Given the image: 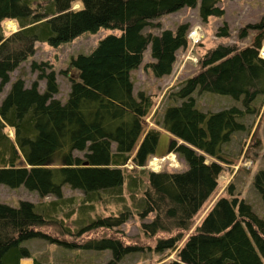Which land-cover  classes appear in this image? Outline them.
Returning <instances> with one entry per match:
<instances>
[{"label": "trees", "instance_id": "16d2710c", "mask_svg": "<svg viewBox=\"0 0 264 264\" xmlns=\"http://www.w3.org/2000/svg\"><path fill=\"white\" fill-rule=\"evenodd\" d=\"M197 7L203 21L225 15L219 0H0V93L11 73L36 54V43L59 47L101 28L121 32L102 39L91 54L72 59L71 69L78 77L71 78L65 103L56 97L59 85L51 65L33 61L31 69L45 80V90L40 91L37 80L26 87L18 79L0 104V185L25 186L42 198L54 197L38 204L21 200L17 207L0 203V264H21L30 258L33 264H51L49 256L34 257L23 243L58 242L41 228L65 227L64 222L72 219L74 210L68 209L73 201L64 197L65 185L83 193L78 227L90 221L95 229L125 224L131 216L127 207L114 215H88L100 203H127L123 191L127 177L131 187H138L136 178L141 174L145 184L138 210L143 219L153 215L142 223L143 232L150 237L176 232L156 243L163 264H264V219L236 194L233 183L183 242L185 231L193 228L216 192L225 165L231 163L224 146L234 134L245 132L254 138L258 129L257 117L264 112V59L259 55L264 15L240 29L239 38L252 33L249 45L219 44L199 56L198 70L169 94L171 103L158 127L145 126L154 106L152 96L134 95L131 73L142 65L149 47L153 61L147 67L161 78L173 72L177 52L190 46L187 23L176 32L146 33V28H159V18ZM9 20L18 29L6 35L3 24ZM217 36H231L227 23ZM65 74L70 76L69 71ZM195 92L230 96L242 107L203 112L196 106ZM256 103L259 108L253 107ZM248 116L254 117L250 125L245 121ZM160 128L172 136L168 153L185 160V171L146 168L156 154ZM74 151L84 155L75 156ZM60 153L61 163L55 165ZM253 186L264 203V169L254 175ZM80 247L110 250L107 264H118L138 249L114 237L91 239ZM172 254L175 258L168 260ZM64 260L73 264L80 259Z\"/></svg>", "mask_w": 264, "mask_h": 264}, {"label": "rangeland", "instance_id": "374dc122", "mask_svg": "<svg viewBox=\"0 0 264 264\" xmlns=\"http://www.w3.org/2000/svg\"><path fill=\"white\" fill-rule=\"evenodd\" d=\"M219 6L225 10L223 17H210L208 21H203L199 16V7L183 8L178 12L165 15L156 20L160 22L159 28H146V33L159 34L166 29L176 32L181 24L187 23L189 24L188 33L192 27L200 26L204 35V39L200 44L195 47L190 44L188 48H182L177 52V60L173 72L170 75L158 78L147 67V64L153 61L150 47L145 52L142 65L131 73V80L134 83V95L137 97L139 92H144L147 95H151L153 99V109L145 118L146 128L158 127L157 125L162 121L164 110L171 103L169 94L175 90L181 81L198 70V58L200 55L219 44L227 45L236 43L241 47L250 44L252 33L245 38H239V31L247 24L256 23L261 20L264 15V0H219ZM9 22L14 23V28L10 29L7 27ZM224 23H227L229 26L231 33L229 38L217 36L219 27L223 26ZM3 27L6 35L18 29L17 23L13 20L4 22ZM120 34L121 32L116 29L101 28L96 33H84L74 41L64 43L59 47H52L48 43H36V54L29 60L24 61L11 73L10 82L0 93V104L10 91L12 83L18 79L24 80L26 87H30L37 80L40 91L43 92L45 90V80H40L38 78L39 72H33L31 69V63L33 61L39 63L46 62L51 65L57 74V82L59 85V92L56 97L65 103L68 100L71 89V78L76 79L78 77L77 70L71 69L72 59L79 55L91 54L102 39L109 35ZM65 71H69L70 76L66 75ZM194 97L197 108L203 112H217L232 106L242 107L240 101H236L230 96L209 92L198 94L195 92ZM253 107L259 108V103L253 105ZM248 118L249 116L246 117L245 121L248 120L247 122L250 125L254 117H251V119ZM257 118L259 125L254 138L245 132L236 133L231 143L224 146L223 149H225L231 163L225 165V169L219 178V186L216 192L196 217L193 228L185 231L183 242L202 221L216 199L226 194L225 189L229 183L234 184L236 194L250 204L253 211L260 218L264 219V203L261 195L253 186L254 175L259 170L264 169V112L261 118ZM242 121L244 122V120ZM160 131L161 136L156 154L150 159L146 168L155 172L185 171L188 168L185 160L176 153H168V146L172 136L162 128H160ZM7 132L9 136L13 137L12 130L8 129ZM241 149L242 153H240ZM67 151L65 150V152ZM74 155L82 157L84 152L74 151ZM61 159L62 154L60 153L55 157L54 164H60ZM129 164L128 167H131L132 163ZM142 175H138L136 178L138 187H131L133 185L130 183L131 178L127 177V182L123 190L124 196L127 198V203L121 204V206L100 203L96 205L95 212H91L88 215L90 218L114 215L121 210L120 208L127 207L131 212V216L125 224L113 229H95L91 227L90 221L78 227V220L81 218L78 211L79 206L82 204L83 193L65 185L63 187L64 197L71 198L73 201L72 206L68 209L74 210L72 219L64 222L65 227L53 224L41 228L44 233L57 239L58 242L51 243L48 239H34L26 241L23 245L29 248L31 247L34 257L42 256L44 258L43 255H46V257L49 256L51 264H67L66 261L68 260H64L65 258L72 260L80 259L73 264H107L112 259V252L110 250L99 252L86 251L80 246L89 242L91 239L114 237L121 240L124 245L138 248L118 264H163L164 261H160L163 255L157 254L155 251L156 243L159 239L170 237L176 232L170 234L159 233L154 237H150L143 232L142 223L150 221L153 215L143 219L138 210V204L141 199L140 191L145 184L142 181V177L144 176ZM53 199L54 197L42 198L37 192L30 191L25 186L11 188L5 184L0 185V203L13 207L19 206L21 200L38 204ZM69 243H75L77 246L68 247L67 244ZM174 258L175 254H172L168 260H173ZM31 259H23L22 262L28 261V264H33Z\"/></svg>", "mask_w": 264, "mask_h": 264}, {"label": "built area", "instance_id": "2783aa9c", "mask_svg": "<svg viewBox=\"0 0 264 264\" xmlns=\"http://www.w3.org/2000/svg\"><path fill=\"white\" fill-rule=\"evenodd\" d=\"M187 37H188V40H189L190 44H192L193 47H195L196 45L200 44V42L204 39V35H203L201 27L200 26L192 27V29L189 31ZM259 55H260L261 58L264 59V42H263L262 47H261V49L259 51ZM128 164H127V166H128ZM132 167L133 166H131L130 168H132Z\"/></svg>", "mask_w": 264, "mask_h": 264}, {"label": "bare ground", "instance_id": "6f19581e", "mask_svg": "<svg viewBox=\"0 0 264 264\" xmlns=\"http://www.w3.org/2000/svg\"><path fill=\"white\" fill-rule=\"evenodd\" d=\"M7 27L10 28V29H11V28H14V23H13V22H9V23L7 24ZM155 159H156V158H155ZM155 159H154V160H155Z\"/></svg>", "mask_w": 264, "mask_h": 264}, {"label": "crops", "instance_id": "0c3cea01", "mask_svg": "<svg viewBox=\"0 0 264 264\" xmlns=\"http://www.w3.org/2000/svg\"><path fill=\"white\" fill-rule=\"evenodd\" d=\"M32 260V259H31ZM33 261V260H32Z\"/></svg>", "mask_w": 264, "mask_h": 264}, {"label": "water", "instance_id": "95a60500", "mask_svg": "<svg viewBox=\"0 0 264 264\" xmlns=\"http://www.w3.org/2000/svg\"><path fill=\"white\" fill-rule=\"evenodd\" d=\"M14 166V165H13Z\"/></svg>", "mask_w": 264, "mask_h": 264}]
</instances>
